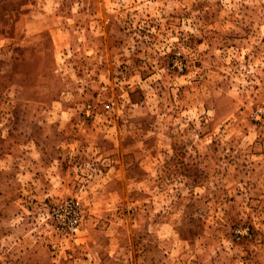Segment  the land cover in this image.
I'll list each match as a JSON object with an SVG mask.
<instances>
[{
    "label": "rangeland",
    "instance_id": "rangeland-1",
    "mask_svg": "<svg viewBox=\"0 0 264 264\" xmlns=\"http://www.w3.org/2000/svg\"><path fill=\"white\" fill-rule=\"evenodd\" d=\"M0 264H264V0H0Z\"/></svg>",
    "mask_w": 264,
    "mask_h": 264
},
{
    "label": "built area",
    "instance_id": "built-area-1",
    "mask_svg": "<svg viewBox=\"0 0 264 264\" xmlns=\"http://www.w3.org/2000/svg\"><path fill=\"white\" fill-rule=\"evenodd\" d=\"M75 220H72V222L68 223V229H71L73 227V224H75Z\"/></svg>",
    "mask_w": 264,
    "mask_h": 264
}]
</instances>
